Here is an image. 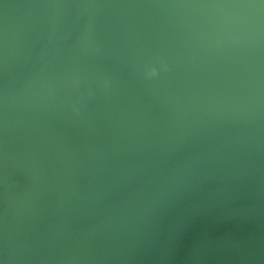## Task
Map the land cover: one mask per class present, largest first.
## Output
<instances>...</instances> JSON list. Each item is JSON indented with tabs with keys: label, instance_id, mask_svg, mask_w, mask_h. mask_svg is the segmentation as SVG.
<instances>
[{
	"label": "water",
	"instance_id": "1",
	"mask_svg": "<svg viewBox=\"0 0 264 264\" xmlns=\"http://www.w3.org/2000/svg\"><path fill=\"white\" fill-rule=\"evenodd\" d=\"M0 264H264V0H0Z\"/></svg>",
	"mask_w": 264,
	"mask_h": 264
},
{
	"label": "clouds",
	"instance_id": "2",
	"mask_svg": "<svg viewBox=\"0 0 264 264\" xmlns=\"http://www.w3.org/2000/svg\"><path fill=\"white\" fill-rule=\"evenodd\" d=\"M152 74L154 75V74H155V72L153 71V72H152Z\"/></svg>",
	"mask_w": 264,
	"mask_h": 264
}]
</instances>
